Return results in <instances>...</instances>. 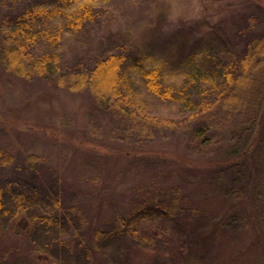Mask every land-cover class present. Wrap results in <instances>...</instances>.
Instances as JSON below:
<instances>
[{
    "label": "rangeland",
    "instance_id": "obj_1",
    "mask_svg": "<svg viewBox=\"0 0 264 264\" xmlns=\"http://www.w3.org/2000/svg\"><path fill=\"white\" fill-rule=\"evenodd\" d=\"M55 2L0 0V20L29 8H52ZM101 5L108 13L99 12L64 45L66 65L126 52L132 59H152L151 65L164 68L168 83L179 84L186 65L178 59L202 51V41L239 31L230 43L241 48L248 36L264 33V0H101ZM251 16L252 33L246 21ZM137 94L150 114L178 115L175 105L158 100L142 83ZM126 129L88 91L72 93L38 78L26 80L0 63V147L16 158L12 168L0 171V185L20 179L27 190L33 185L43 195L50 189L65 206H78L87 220L80 234L89 235L92 244L95 230L109 231L116 218L158 186L181 187L200 211L195 246L184 242V230L159 222L147 228V240L126 248L124 255L96 252L91 264H171L172 259L174 264H264V204L254 190L264 168V121L245 168L224 164L234 140L230 131L211 146L196 147L187 146L181 134L160 132L142 140ZM31 155L40 161L31 165ZM11 223L0 231V251H9ZM61 239L76 245L80 237L65 222Z\"/></svg>",
    "mask_w": 264,
    "mask_h": 264
},
{
    "label": "trees",
    "instance_id": "obj_2",
    "mask_svg": "<svg viewBox=\"0 0 264 264\" xmlns=\"http://www.w3.org/2000/svg\"><path fill=\"white\" fill-rule=\"evenodd\" d=\"M53 6L29 8L0 20V63L7 72L26 80H45L67 92L88 91L97 106L142 140L168 132L185 136L187 146L207 147L230 131L234 140L224 164L248 167L254 136L264 121V33L248 36L241 48L230 43L240 37L239 31H226L216 42L202 41L198 45L202 51L178 59L186 67L180 66L183 80L175 84L168 83L162 66L151 65L152 59H132L126 52L66 65L64 45L86 30L99 12L108 10L101 0H56ZM246 21L252 33L255 19ZM139 83L158 100L175 105L178 115L150 114L138 97ZM27 161L34 165L40 158L31 155ZM15 163L16 158L0 147V171ZM29 186L27 190L20 179L0 185V231L12 222L6 234L12 242L5 248L9 251H0V264H91L96 252L124 255L126 248L147 240L143 234L159 222L184 230V242L196 245L192 238L200 211L179 186L147 190L109 231L95 230L93 244L86 240L89 235L80 234L87 220L78 206H65L50 189L42 195L41 188ZM254 190L264 204V168ZM65 222L80 237L76 245L61 239Z\"/></svg>",
    "mask_w": 264,
    "mask_h": 264
}]
</instances>
